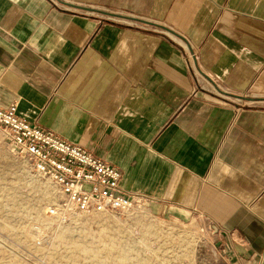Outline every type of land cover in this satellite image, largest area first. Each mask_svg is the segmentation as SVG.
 I'll use <instances>...</instances> for the list:
<instances>
[{
  "label": "crops",
  "instance_id": "1",
  "mask_svg": "<svg viewBox=\"0 0 264 264\" xmlns=\"http://www.w3.org/2000/svg\"><path fill=\"white\" fill-rule=\"evenodd\" d=\"M53 1L0 0V108L264 264V0Z\"/></svg>",
  "mask_w": 264,
  "mask_h": 264
},
{
  "label": "rangeland",
  "instance_id": "2",
  "mask_svg": "<svg viewBox=\"0 0 264 264\" xmlns=\"http://www.w3.org/2000/svg\"><path fill=\"white\" fill-rule=\"evenodd\" d=\"M53 192L55 199H47ZM64 199L0 132V264H235L216 227L188 223L146 204L132 214L90 215L61 224L46 210Z\"/></svg>",
  "mask_w": 264,
  "mask_h": 264
},
{
  "label": "built area",
  "instance_id": "3",
  "mask_svg": "<svg viewBox=\"0 0 264 264\" xmlns=\"http://www.w3.org/2000/svg\"><path fill=\"white\" fill-rule=\"evenodd\" d=\"M0 132L38 177L60 188L64 199L46 212L61 224L90 215L132 214L142 207L121 190L120 171L90 151L20 119L15 104L0 108Z\"/></svg>",
  "mask_w": 264,
  "mask_h": 264
},
{
  "label": "bare ground",
  "instance_id": "4",
  "mask_svg": "<svg viewBox=\"0 0 264 264\" xmlns=\"http://www.w3.org/2000/svg\"><path fill=\"white\" fill-rule=\"evenodd\" d=\"M45 196H46V198L49 199V200H51V199H55V195H54V193L51 192V191L47 192ZM101 264H106V262L101 263Z\"/></svg>",
  "mask_w": 264,
  "mask_h": 264
},
{
  "label": "water",
  "instance_id": "5",
  "mask_svg": "<svg viewBox=\"0 0 264 264\" xmlns=\"http://www.w3.org/2000/svg\"><path fill=\"white\" fill-rule=\"evenodd\" d=\"M74 8H79V7H74ZM79 9H82V8H79ZM143 22L144 23H148V22H145V21H143ZM164 30H166L168 33L175 34V33H173V31H171V30H169V29H167L165 27H164ZM177 36H179V35H177Z\"/></svg>",
  "mask_w": 264,
  "mask_h": 264
}]
</instances>
